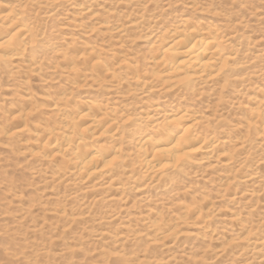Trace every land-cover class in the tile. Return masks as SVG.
I'll return each mask as SVG.
<instances>
[{"label":"rangeland","instance_id":"obj_1","mask_svg":"<svg viewBox=\"0 0 264 264\" xmlns=\"http://www.w3.org/2000/svg\"><path fill=\"white\" fill-rule=\"evenodd\" d=\"M89 1L96 2L93 12L111 19L112 25L126 28L120 45L115 36L86 29L97 22L88 16L77 17L82 20L80 29L72 26L75 5ZM193 3L197 7L189 9ZM1 6L13 8L32 28V49L39 67L30 77L13 68L8 76L0 74L6 77H0V264L264 263V246H254L253 242L240 245V232L225 219L226 215L239 213V219L255 229L254 238H264V134L258 133L248 111L258 105L261 98L257 90L264 85V0H74V4L65 0H0ZM185 18L192 23L205 19L226 25L227 33L237 32L239 44H243H231L238 52L232 64L238 65L227 72L226 87L208 85L204 89L209 92L197 99L176 98L165 90L167 84L160 86L151 74L150 48L161 44L162 34ZM70 41L90 43L103 59L117 51L133 58L131 63L137 64L141 83L132 84L123 68L117 73L125 84L116 92L108 93L107 86L99 90L94 86L73 88L57 56L59 51H67ZM240 76L245 78V89L238 91L239 84L233 80ZM143 81L145 88L139 87ZM28 88L41 118L50 117L51 126L57 124L63 129L71 112L47 115L39 100L43 92L70 89L74 101L97 100L107 108L115 107L118 123L129 119L119 124L124 133L123 158H128L129 151L134 152L150 133L152 123L177 107L198 111V119H204H200L197 131L215 137L222 145L207 162H188L176 171L168 169L167 178L152 183L142 177L136 160L128 158L121 169L122 181L126 182L121 194L111 201L113 192L103 193L99 186L93 188L92 182L72 175V166L61 171V177L56 166L45 162L43 152L32 147V137L14 140L7 134L10 106L4 101L12 99V105L20 104ZM157 107L159 114L155 112ZM148 114L152 117L149 121L145 119ZM234 138L244 143L243 150L234 151L232 142H224ZM220 149L233 157L230 167L216 157ZM251 173H256L255 178L242 185L241 180ZM226 179H231L232 185L223 192L220 185ZM203 199L212 204L209 224L213 237L210 233L199 234L180 220L179 205L201 208ZM166 221L176 225V234L161 242L163 230L155 227Z\"/></svg>","mask_w":264,"mask_h":264},{"label":"bare ground","instance_id":"obj_2","mask_svg":"<svg viewBox=\"0 0 264 264\" xmlns=\"http://www.w3.org/2000/svg\"><path fill=\"white\" fill-rule=\"evenodd\" d=\"M65 3L74 4V0H65ZM95 4L96 2L93 1L77 3L73 10L75 18H72L73 22L70 23L74 28L80 29L83 27L82 20L78 21L77 17L88 16L97 22L93 24V27H86V29L115 36L116 42L120 45V40L127 34L126 28L123 25H112L111 19L102 18L93 12ZM10 7H0V74L7 75L13 68L30 77L36 75L39 67L32 49L33 30L21 18V14H17ZM196 7L197 4L193 3L189 9ZM131 26L136 27V24ZM225 27L226 25L222 27L217 21L199 19L192 23L190 19L185 18L182 22L180 21V25L166 30L161 36V44L152 45L150 48L152 79L158 81L160 86L167 84L165 90L176 98L185 96L192 99L200 98L206 92L204 88L211 84L224 89L228 83L227 72L234 65H238L232 64L238 56V52L234 48L236 45L243 46L242 43L239 44L238 33L228 34ZM232 43L236 45L232 47ZM67 44L69 45L66 47L67 51H59L57 56L61 59V69L64 70L66 78L71 79L69 82L73 88L94 86L99 90L107 86L108 93L116 92L125 84L117 73L123 68L127 74L126 77L132 84L141 83V73L137 64L133 65L131 63L133 58L122 55L121 51L110 52L109 59H103L96 53L95 47L88 42L74 43L70 41ZM1 78L0 80H2ZM244 80L245 78L241 76L234 77L235 84H239L240 90L238 91L245 89ZM220 82L224 84L222 85ZM145 84L143 81L139 87L145 88ZM55 91L57 90L55 89ZM131 92L132 90H129L127 94L130 95ZM207 92L209 91L207 90ZM257 94L261 98L259 103L255 102L258 105L255 109L250 108L248 111L258 133L264 134V85L263 88H258ZM34 99L28 88L26 91L24 89L19 100L20 104L12 105V99L4 101L10 106V108L7 107L9 112L6 115L10 129L7 134L15 137L14 140L27 136L32 137V147L43 152L45 162L48 165L56 166L61 177H63L61 171L64 172L68 166H72L70 171L72 175L79 177L82 181L92 182L93 188L99 186L103 193L113 192L111 201L121 194L123 182H126V180L122 181L124 175H121V169L126 166L128 158L136 160L135 164L142 168L143 178L149 182L156 179L160 181L169 176L166 173L168 169L176 171L188 162L196 164L207 162L214 155L216 149L221 148L222 145L220 140H216L215 137L211 135L208 137L202 131H197L201 123L200 119H204L203 117L198 119V111L177 107V110H173L172 114L166 113L160 121L152 123L155 125L149 126L152 127L150 133L140 140L134 152L129 151L128 158H123L124 133L121 129L122 125L119 124L121 122L125 124L129 119H122L118 123L115 107L107 108V105L97 100L74 101V95L70 89L69 91L59 90L53 94L43 92L42 98L39 100L44 105V112L47 115L61 116L63 111L71 112L70 117L67 116L64 120L63 129L57 124L51 126L50 117H47L46 120L43 119L44 116L41 118V110L39 107H34ZM159 111L160 107H157L155 112ZM42 114L44 115V113ZM151 118L148 114L145 119L149 121ZM38 119L43 121L38 122ZM224 142H232L234 151L244 149V143H239L236 138ZM219 152L221 153L215 154L216 157L224 159V166L230 167L233 164V157L226 150L220 149ZM50 169L55 168L50 167ZM53 172L56 174L55 170ZM255 175L256 173H251L243 178L242 185L252 182ZM130 177L128 176L127 179ZM221 183L220 189L223 192H228L232 185L231 179H226L224 183L222 181ZM140 190L145 189L141 188ZM234 197H232V201H235ZM202 201L203 207L201 208L190 209L191 207L177 205L178 210L182 212L180 217L182 224L196 228L195 230L199 231V234L210 233L209 213L212 204L206 199ZM226 216L225 219L229 221V224L241 234L240 245L249 246L253 242L254 246L257 245L255 243H260L259 247L264 246V238H254L255 229L248 227L246 220L239 219V213ZM159 223H156V227H154L158 231L163 230L161 238H159L162 242V240L172 237L177 227L172 222ZM210 234L213 237L214 231ZM262 259L264 260V258Z\"/></svg>","mask_w":264,"mask_h":264}]
</instances>
